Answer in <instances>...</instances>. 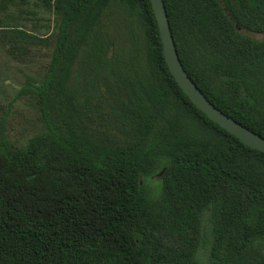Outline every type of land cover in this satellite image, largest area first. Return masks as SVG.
<instances>
[{"label": "trees", "instance_id": "16d2710c", "mask_svg": "<svg viewBox=\"0 0 264 264\" xmlns=\"http://www.w3.org/2000/svg\"><path fill=\"white\" fill-rule=\"evenodd\" d=\"M38 1L52 33L1 29L53 51L44 130L0 133V264H264V152L179 85L151 0ZM163 1L188 75L264 137V0Z\"/></svg>", "mask_w": 264, "mask_h": 264}, {"label": "rangeland", "instance_id": "374dc122", "mask_svg": "<svg viewBox=\"0 0 264 264\" xmlns=\"http://www.w3.org/2000/svg\"><path fill=\"white\" fill-rule=\"evenodd\" d=\"M6 24L7 26H2ZM55 16L38 0H17L0 13V133L24 145L33 135L44 130L36 97L29 91L38 83L51 59L53 45L34 46L22 53L13 51L7 39L1 38V29L20 27L40 36L52 33ZM159 175L153 179L158 180Z\"/></svg>", "mask_w": 264, "mask_h": 264}, {"label": "water", "instance_id": "95a60500", "mask_svg": "<svg viewBox=\"0 0 264 264\" xmlns=\"http://www.w3.org/2000/svg\"><path fill=\"white\" fill-rule=\"evenodd\" d=\"M151 3L158 22L166 62L182 89L210 119L234 134L246 145L264 152V137L215 106L191 79L179 57L164 1L151 0ZM227 13L229 14L228 10Z\"/></svg>", "mask_w": 264, "mask_h": 264}]
</instances>
